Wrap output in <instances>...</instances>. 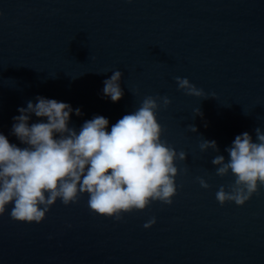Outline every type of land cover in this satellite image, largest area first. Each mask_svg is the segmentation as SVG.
Segmentation results:
<instances>
[{
	"label": "water",
	"instance_id": "water-1",
	"mask_svg": "<svg viewBox=\"0 0 264 264\" xmlns=\"http://www.w3.org/2000/svg\"><path fill=\"white\" fill-rule=\"evenodd\" d=\"M115 68L124 94L112 101L102 87ZM177 75L208 96L177 87ZM38 93L79 106L76 128L94 114L110 128L145 95H167L161 136L186 157L174 161L170 204L153 200L120 220L91 210L86 192L58 198L39 222L12 218L9 204L0 264H264V186L221 204L216 191L234 177L218 175L216 150L199 146L214 138L227 158L236 134L264 130V0H0V131L10 141L20 143L10 131L18 105Z\"/></svg>",
	"mask_w": 264,
	"mask_h": 264
},
{
	"label": "clouds",
	"instance_id": "clouds-1",
	"mask_svg": "<svg viewBox=\"0 0 264 264\" xmlns=\"http://www.w3.org/2000/svg\"><path fill=\"white\" fill-rule=\"evenodd\" d=\"M121 76V69L115 68L104 78V97L112 101L122 97ZM175 80L186 93L208 96L187 76L177 75ZM169 103L167 95H145L138 107L110 128L109 118L102 114L76 128L69 121L71 113L82 114L79 106L39 93L26 106L18 105L10 131L20 143L0 131V214L11 204L12 218L39 222L58 198L67 205L85 192L91 210L116 220L153 200L170 204L177 191L174 161L185 159L186 152L162 139L156 110ZM193 112L203 115L199 106ZM33 114L40 119L30 123ZM187 127L197 130L195 124ZM254 131L255 139L247 130L236 134L225 147L227 158L214 138H201L202 150H216L211 161L217 166L215 172L223 176L230 171L234 177L228 190L221 184L216 191L221 204L226 200L243 204L264 186V130L258 125ZM197 179L201 186H209L204 177ZM155 219L152 216L145 226Z\"/></svg>",
	"mask_w": 264,
	"mask_h": 264
}]
</instances>
